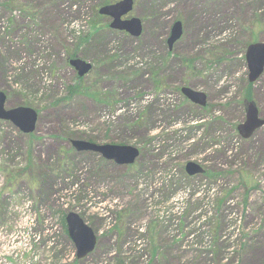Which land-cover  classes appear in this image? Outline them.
<instances>
[{
	"label": "rangeland",
	"instance_id": "obj_1",
	"mask_svg": "<svg viewBox=\"0 0 264 264\" xmlns=\"http://www.w3.org/2000/svg\"><path fill=\"white\" fill-rule=\"evenodd\" d=\"M104 2L0 0L5 106L38 112L28 133L0 118V264H264V126L236 128L264 0H135L139 36L109 28ZM69 53L93 64L81 79ZM251 90L264 116V72ZM72 138L139 154L119 164ZM189 160L204 171L187 173ZM68 210L97 235L83 257Z\"/></svg>",
	"mask_w": 264,
	"mask_h": 264
},
{
	"label": "water",
	"instance_id": "obj_2",
	"mask_svg": "<svg viewBox=\"0 0 264 264\" xmlns=\"http://www.w3.org/2000/svg\"><path fill=\"white\" fill-rule=\"evenodd\" d=\"M134 0H115L99 6L98 11L109 15L110 26L119 30H124L133 36H138L142 32V20L136 16H126L133 7ZM182 34V21L176 19L167 38L168 46L171 48ZM245 59L248 68V79L254 81L264 69V40H255L248 43L245 50ZM69 63L76 69L77 74L82 76L91 68V62L80 57L73 56ZM180 91L191 101L204 105L207 101V95L203 90L191 87L190 85H181ZM6 94L0 89V118L10 120L23 132H31L35 129L38 112L30 105L20 104L11 107L5 106ZM264 125V116H260L258 106L254 100H247L245 103V117L236 128L239 134L246 138ZM71 144L76 150H93L99 152L108 159H113L119 164L132 163L139 149L135 145L128 143H99L89 139L72 138ZM185 169L189 174L201 173L203 166L198 162L189 160L185 164ZM66 229L69 237L72 239L76 256L83 257L89 254L96 245L97 235L95 230L83 219V217L74 210H68L64 216Z\"/></svg>",
	"mask_w": 264,
	"mask_h": 264
},
{
	"label": "flooded vegetation",
	"instance_id": "obj_3",
	"mask_svg": "<svg viewBox=\"0 0 264 264\" xmlns=\"http://www.w3.org/2000/svg\"><path fill=\"white\" fill-rule=\"evenodd\" d=\"M112 1H115V0H112ZM112 1H110V2H112ZM135 1V0H134ZM130 12V11H129ZM126 13V14H124L123 15V17H126V16H131V14L130 13ZM102 14V13H101ZM106 14H104V16H105ZM107 16V26L109 27V28H113V27H111L110 26V20H111V18H110V16L109 15H106ZM175 20H172V24H173V22H174ZM172 24H170V27L168 28V31H167V33L164 35V41L167 43V38H168V36H169V34H170V31H171V26H172ZM116 29V28H115ZM119 30V29H118ZM142 31H143V21H142ZM142 33V32H141ZM182 35V34H181ZM181 37V36H180ZM179 37V38H180ZM179 38L176 40V41H174V43H173V45L171 46V48L168 46V49H170V50H172L174 47H175V43L177 42V41H179ZM167 45H168V43H167ZM69 62V61H68ZM70 64V63H69ZM92 64V63H91ZM71 65V64H70ZM93 65V64H92ZM92 65H91V68H90V70L92 69ZM72 66V65H71ZM73 67V66H72ZM73 70L74 71H76V69L73 67ZM89 70V71H90ZM88 71V72H89ZM77 72V71H76ZM87 72V73H88ZM264 72V69H263V71L261 72V74L254 80V81H250L249 79H248V83H250L251 85L253 84V82H255L261 75H262V73ZM86 73V74H87ZM85 75V74H84ZM84 75H82L81 77H83ZM77 76H79L78 74H77ZM248 100V99H247ZM245 102H244V104L246 103V100H244ZM259 114H260V112H259ZM260 116H262L261 114H260ZM263 117V116H262ZM264 126V125H263Z\"/></svg>",
	"mask_w": 264,
	"mask_h": 264
},
{
	"label": "trees",
	"instance_id": "obj_4",
	"mask_svg": "<svg viewBox=\"0 0 264 264\" xmlns=\"http://www.w3.org/2000/svg\"><path fill=\"white\" fill-rule=\"evenodd\" d=\"M110 1H112V0H105V2L104 3H109ZM76 54L75 53H69V54H67V60L69 61V59L71 58V57H73V56H75ZM79 79H81L82 77L81 76H77ZM74 86V87H73ZM74 88H76V86L75 85H70L69 86V90H72V89H74ZM77 89H78V87H77ZM87 89H85V90H82V91H86ZM243 101H242V106H243V108H244V110H245V104H244V100H253V97H252V90H251V84L250 83H248V85L245 87V89H244V91H243ZM62 221H63V223L65 222L64 221V216L62 217Z\"/></svg>",
	"mask_w": 264,
	"mask_h": 264
}]
</instances>
